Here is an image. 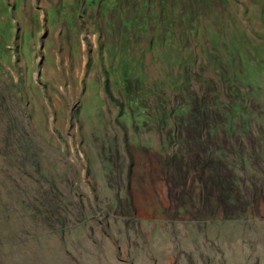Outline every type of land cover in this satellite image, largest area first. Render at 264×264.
<instances>
[{"label": "rangeland", "instance_id": "rangeland-1", "mask_svg": "<svg viewBox=\"0 0 264 264\" xmlns=\"http://www.w3.org/2000/svg\"><path fill=\"white\" fill-rule=\"evenodd\" d=\"M0 264H264V0H0Z\"/></svg>", "mask_w": 264, "mask_h": 264}, {"label": "trees", "instance_id": "trees-1", "mask_svg": "<svg viewBox=\"0 0 264 264\" xmlns=\"http://www.w3.org/2000/svg\"><path fill=\"white\" fill-rule=\"evenodd\" d=\"M224 103H225L224 101H221V104H222V105H225ZM219 110H220V111H221V110H224V112L227 111V109L223 106V108H221V109H219V108L216 109V110H215V111H216L215 114H218V115H219Z\"/></svg>", "mask_w": 264, "mask_h": 264}]
</instances>
